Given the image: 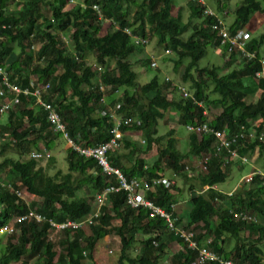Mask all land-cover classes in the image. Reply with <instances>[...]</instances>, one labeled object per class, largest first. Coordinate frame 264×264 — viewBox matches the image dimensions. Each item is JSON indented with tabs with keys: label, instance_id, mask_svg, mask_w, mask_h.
Returning <instances> with one entry per match:
<instances>
[{
	"label": "trees",
	"instance_id": "16d2710c",
	"mask_svg": "<svg viewBox=\"0 0 264 264\" xmlns=\"http://www.w3.org/2000/svg\"><path fill=\"white\" fill-rule=\"evenodd\" d=\"M68 1L0 0V62H6L11 69V80L27 83L29 73L33 72L39 73L38 82L49 81L42 97L55 105L70 136L84 145L98 144L110 136L113 120L109 111L103 110H107L111 96L123 87L121 95L112 98L111 104L119 101L116 112L132 115L140 122L134 120L130 124H121L123 137L119 146L131 148L127 153H119V147L111 150L110 162L129 177L156 176L162 164L167 166L175 182L169 186L158 184L146 195L172 210L170 204L177 202L175 189H180L176 177L186 179L193 166L192 158L208 155L207 168H198L201 171L198 174L200 187L190 185L185 204L187 213L183 209L181 212L172 210L177 217L175 224L185 228L191 226L199 245H206L238 264H264L260 246L264 239L261 174L255 173L250 183L243 182L231 194L217 189L214 185L229 175L233 159L241 167L244 165L239 157H232L225 147L218 148L219 140L212 133L188 131L186 152L178 146L175 127L158 133L159 121L166 122L175 111L178 124L185 128L189 123L209 121L227 134L240 131L241 125L245 127L244 132L252 128L256 134L264 132V78L254 75L260 67L264 30L247 42V48L254 51L255 56L240 57L235 52L227 53L219 45L217 31L211 28L215 16L204 14L203 7L193 0H186L189 20L192 17L200 20L191 26L192 30L186 37L183 34L190 27V21L184 22L179 11L172 13L173 0H140L138 3L133 0L138 8L130 19L127 15L131 0H77L65 8ZM11 2L17 7H12ZM93 4L98 5L99 11ZM222 6L220 1L217 2V10ZM256 12L264 16V0H241L234 9V20L229 24L231 31L249 26ZM123 26H130L133 32L146 36L147 29L152 31L158 43L177 52L178 58L174 60L176 70L178 64L187 59L181 76L184 81H190L193 91L185 88L193 97L180 94L179 84L174 85L179 95L168 97L164 90L171 83L169 77L160 82L158 75L154 74L145 82L137 80L133 64L142 45L136 44L123 31ZM63 35L70 37L69 44ZM36 41L39 45L35 48L33 44ZM208 42L221 47L222 54L228 56L224 64H231L236 58L242 60L241 64L222 72L214 64L198 66ZM88 51L93 53L94 62L104 66L101 73L95 71L92 62L86 61ZM109 56L115 58L112 64L107 63ZM148 59V55L140 58L141 62ZM192 69L196 71L195 75ZM100 81L110 85L105 93L108 95L105 102L101 101L104 92L98 87ZM209 85L216 96L210 97L206 92ZM256 89H259L256 99L246 100L248 94ZM33 101L32 95L20 94L19 101L6 110L5 121H0V156L7 148L17 154L3 155L0 159V225L32 208L57 221L81 217L92 210L93 190L101 189L109 180L108 174L102 171L94 158L82 156L71 147L66 148L67 171L57 168L50 173L48 164L43 165L41 158L27 155L29 150L40 147L39 141L49 149L54 144L45 111ZM196 101H201L202 105ZM204 107L207 114L202 112ZM212 108L219 110L216 112ZM2 113L0 111V117ZM133 132H140L143 136L142 143L145 144L141 143L142 147L127 136ZM6 134L10 136L7 140ZM153 144L156 145V153L151 158L144 157L143 153L148 152ZM235 148L239 154H250L258 149L264 169V135L261 139L256 137L252 140L247 135L239 137L230 146V149ZM122 154L132 156L129 164L123 162ZM187 156L192 159V164L186 161ZM48 159L52 163L54 156L50 155ZM7 178L11 187L3 181ZM205 184L208 188L200 192ZM16 190L34 194L38 201L28 203ZM242 214L250 218H243ZM210 219L214 220L213 225H199L201 221ZM90 226L95 233L93 237L86 233L84 227L56 230L48 220L42 223L34 219L22 220L16 224L14 232L5 234L0 264H15L26 253L36 254L34 264H104L95 259L93 251L97 240L105 235L119 237L116 264H158L173 241L182 248L168 255L166 264H192L197 254V250L188 247L179 233L167 228L163 217L150 216L144 207H131L122 190L108 194ZM135 242H139V247L133 253L131 248ZM21 263L27 264V261L21 260Z\"/></svg>",
	"mask_w": 264,
	"mask_h": 264
},
{
	"label": "built area",
	"instance_id": "2783aa9c",
	"mask_svg": "<svg viewBox=\"0 0 264 264\" xmlns=\"http://www.w3.org/2000/svg\"><path fill=\"white\" fill-rule=\"evenodd\" d=\"M74 1V0H71ZM197 5H201L203 7V13L206 15L215 16V20L211 22V28L217 31V35L219 37L220 46H223L227 53L235 52L240 57L252 58L255 56V52L247 48V42L251 38L250 31L246 27H240L235 31H231L229 25H227L224 21L225 15L222 13H226L227 11L223 10L225 6H222L221 10H217L212 8L207 0H193ZM93 6L99 11V7L96 4ZM228 7V6H227ZM222 12V13H221ZM101 19L105 20L106 18L99 15ZM115 25H118L117 22H114ZM123 31L129 34L133 41L136 44L147 45L149 42V38L146 35H142L140 33L133 32L130 26H123ZM65 41L67 42L68 37L63 35ZM69 44V43H68ZM166 52H170V49H166ZM150 65L156 66L157 62L154 57H151ZM260 67L254 73L255 77L264 78V55L260 58ZM104 66L102 64H94L95 71L99 74L103 71ZM37 78V77H36ZM36 78H30L27 83H22L21 81L17 82L11 80L10 70L6 65V62H0V111L5 112L10 106L14 105L19 101L20 94H28L33 96V103L41 105V107L45 111V118L50 122L51 127L54 129L56 133H59L68 143L69 147L73 148L80 155L85 157H92L96 160V163L101 166L102 171L108 174V183L103 185V187L99 190L94 191V201L92 204V210L84 214L81 217L77 218H67L61 221H57L53 218H47L41 212L35 209H29L27 212L14 216L10 218L8 221L4 222L0 225V234L12 233L15 231L16 224L25 219H34L38 223H42L44 220H48L50 226L53 229H74L77 227H83L90 224L93 218L98 215L100 212L101 206L105 203L107 196L109 193L124 191L126 202L134 208L144 207L148 209L150 216L159 215L164 218L167 228L169 230L174 231L175 233H179L182 237L183 241L190 248L196 249L197 254L192 264H205L208 262H215L218 264H238L232 258L224 256L222 253L206 246L199 245L197 240L195 239V230L190 227H179L175 224L177 219L176 216L173 215L172 210H176V206L178 202H173L170 204L172 210L166 209L164 206H161L154 202L153 199L148 197L146 194L149 190L155 188L158 184H164V186H169L175 182V179L171 176H165V172L163 170H159V174L152 177H139V176H127L119 166L113 165L109 160V153L113 149H117L119 147V141L123 137V132L120 129L121 124H130L134 120L139 123L140 119H136V117L132 115H125L122 113L116 112V108L120 106V102L117 101L112 106H107V110L104 109L103 112L109 111V115L112 117L113 123L109 128L110 136L103 142H100L95 145H84L82 143L77 142L72 136H70L69 131L67 130L65 121L61 118L57 108L55 105L49 101L45 100L42 97V91L49 87V81L45 83L38 82ZM179 92L183 96H192L191 92H189L185 86L178 85ZM98 87L104 94L101 97V101H106L105 93L110 88L109 84L99 82ZM198 104H201V101H196ZM203 114H207V108L204 107L202 110ZM188 131L191 132H205L212 133L218 138L220 147H225L232 155V157H239L242 163H246L249 160V156L252 153H244L239 154L235 149H230L232 143L236 142L239 137H245L247 135L250 140L258 137L262 138L264 135L263 131H260L259 134L255 133V130L249 129L247 132H244L245 127L241 125L240 131H234L229 134L225 133L223 129H219L210 124L209 121H203L200 123H189L186 125ZM144 142V138L141 140ZM31 157L35 158H48L51 155V151L49 148L45 146L43 143L42 146L38 149H32L29 152ZM208 155H202L198 157V161H194L193 164L202 170L207 168ZM164 165H161V169ZM255 173L261 174V184L264 185V169H251L249 172L242 174L238 180L237 187H240L243 182L250 183L253 179ZM111 178L113 180L111 181ZM7 186H11V183H7ZM208 188V185H203L199 191L202 192L204 189ZM234 190V189H233ZM233 190L228 191V193H232ZM174 191V190H172ZM16 193L20 196H23V193L20 190H16ZM243 218L248 217L249 215L242 214ZM209 239H207L208 241Z\"/></svg>",
	"mask_w": 264,
	"mask_h": 264
},
{
	"label": "rangeland",
	"instance_id": "374dc122",
	"mask_svg": "<svg viewBox=\"0 0 264 264\" xmlns=\"http://www.w3.org/2000/svg\"><path fill=\"white\" fill-rule=\"evenodd\" d=\"M77 0L71 1L69 0L65 6V8H69L72 3H75ZM136 3H138L140 0H135ZM220 1V6L223 4L225 11H227L226 13H222L225 15V17L223 18L225 23L227 25L231 24V22L234 20V9L236 8V6L238 4H240L241 0H207V3L212 7L217 9L216 4L217 2ZM81 2V1H80ZM136 3L133 2V0H131L129 2L128 5V15H127V19H130L133 15V13L135 12V10L138 8ZM225 3V5H224ZM12 7H17V4H15L14 2L9 3ZM173 8H172V13L176 14L177 11H179L180 14V18L185 22V21H190V27L187 29L186 32H184L183 37H186L190 31L192 30V25L194 23H197L200 18L198 17H192L189 20V15H190V10L187 6L186 0H173ZM228 6V7H227ZM44 12H48L47 9L43 8ZM264 16L262 13L260 12H256L251 20V22L248 25H245L246 28L250 31V35L252 36H258L263 30H264ZM118 24V23H117ZM119 25V24H118ZM117 25V26H118ZM148 26V25H147ZM149 27V26H148ZM148 35L147 37L149 38V42L147 43V45H142L141 49L142 50H137L136 52V62L133 64V68L136 70L137 72V80L139 82H145L147 80H149L154 74H157L159 77V81H163L164 79H166V77H169V80L171 81V83L167 86V88L164 90V93L168 96V97H172L174 95H179L177 89L174 87L175 84H180L182 86H185L189 91H193V89L190 87V81L186 80L184 81L182 79V71L184 69V65H186L187 59H183L182 63L178 64L177 70L175 69L174 66V60L176 58H178V54L176 51L170 49V52H166V48L158 43L156 36L154 35V33H152V31L148 30ZM65 34V33H64ZM68 34V32L66 33V35ZM68 41L66 42V44L70 43V37L68 36ZM34 47L36 48L39 45V42L36 41L34 42ZM260 52H262V55H264V42L262 43V45L260 46ZM148 55L150 56V60L152 59L151 57H154V59L156 60V66H151L150 65V60H146L144 62H141L140 58H142V56ZM86 61H88L89 63L92 62L93 66L96 62H94V56L93 53L91 51H88L86 53ZM139 57V58H138ZM227 55L222 54V48L221 47H217L215 46L213 43L208 42V44H206V53L199 59L198 62V66H203V65H217L220 68V71L222 72L223 70H228L234 66L240 65L242 60L239 58H236L231 64H224L225 60L227 59ZM115 60V58L113 56H109L107 58V63H113ZM138 60V61H137ZM191 72L193 73V75L196 74V71L194 69L191 70ZM10 74H11V69H10ZM39 75V73H33L30 72L29 73V79L30 78H36ZM123 87L119 88V91H117L115 94H110L112 95L110 100H108V105L107 106H112V98H114L115 96H119L121 95L122 91H123ZM130 90H132V87H129ZM153 91L150 92V94ZM206 92L209 94L210 97H214L216 96L215 93H213L211 91V86L209 85L208 87H206ZM259 94V89H256V91L251 92L250 94H248V96L246 97V100L250 101V100H255L256 97ZM108 99V95H105ZM213 111H218L219 109L216 108H212ZM208 111V110H207ZM176 111L175 112H171V114L168 116V120L166 122L163 121H159V125H158V133H163L164 131H166L169 127H175L177 129V137H178V146L179 148L183 151L186 152V135L188 130L183 126L178 124L177 120H176ZM6 114L7 112L5 111L4 113H2L1 117H0V121L4 122L6 119ZM259 120L261 119V117L258 118ZM52 129V133L54 136V144L53 147L50 149L51 151V155L54 156V161L51 163L49 161L48 158H41L40 162L43 165H47V170L50 173H53L57 168H60L62 171H67L68 170V162L66 159V148L69 147L68 143L66 142V140L59 135L58 133H56L54 131V129L51 127ZM7 137L5 138V140H7L8 138H10V136L8 134H6ZM127 136L130 138V140L134 141L137 143L138 146L142 147V139L143 136L141 135L140 132H133L130 134H127ZM2 141V140H1ZM4 141V139H3ZM142 143V144H141ZM39 144L42 146V142L39 141ZM145 144V143H144ZM143 144V145H144ZM131 147H125V146H119V148L117 149V151L119 153H127L128 150ZM32 150V149H31ZM28 151L29 152L31 151ZM157 151L156 149V145L153 144V146L151 147V149L146 152L143 153L144 157L147 158H151V155L155 154ZM138 154L140 153V151L137 152ZM137 153H135L134 155H136ZM253 157H251V155L249 156V160L244 163V165L241 167L240 164L233 159V163H232V167H231V171L229 173V175L226 177V179L222 182H219V184H215L214 186L217 189H221L223 191H228V190H233L238 183V180L241 176V174H245L247 173V171H249L252 166L256 167L257 169L262 168V159L259 157L258 155V149L253 150ZM6 155H17L16 153H14L12 151L11 148H7L4 153L1 154L0 159ZM132 156H125L122 154V160L125 164H129L130 160H131ZM198 157L199 156H194L192 159L188 158V156L186 157V161H190V163L192 164V162L194 161H198ZM192 160V162H191ZM189 163V162H188ZM197 164V162H196ZM196 164L190 168V171L188 172V176L186 177V179H184L183 177H176V183L177 186L180 188L179 190L175 189V194H176V200H177V206H176V210L180 211L183 209L185 210V213H187L188 208L186 207V201L189 198V189H190V185H193L194 187L198 188L200 186H198V174L201 173L200 170H198V167L196 166ZM164 165V164H162ZM241 168H240V167ZM161 170H163L165 172V176H170L171 175V171L168 169L167 166H164ZM8 179V178H7ZM16 178H14L15 180ZM7 183H10L9 179L8 180H3ZM11 187V186H9ZM86 190V189H85ZM84 190V191H85ZM83 191V192H84ZM81 192V191H80ZM79 192V193H80ZM23 197L27 198L26 200L28 201V203H31L33 201H38V197L34 194L28 193V192H24L23 193ZM34 209V208H32ZM207 224L213 225L214 224V220L210 219L209 221H201L199 223L200 226L206 227ZM86 233L87 234H91L92 237L95 235V233L93 232V230L91 229L90 224H88L87 226H83ZM190 227V226H188ZM5 234H0V252L3 250L4 248V242H5ZM14 243L17 244V240L16 238L13 239ZM233 239L230 241V243L228 244V246H230V244H232ZM260 246L263 249V261H264V239L260 242ZM138 247H139V242H135V244L133 245V247L131 248V251L133 253H135L136 251H138ZM119 248H120V243H119V237L117 235H109V236H104L103 238L97 240V242L95 243V248L93 251L94 257L97 261H100L104 264H116L117 263V258L119 255ZM181 245L179 243H177L176 241L170 242L169 246L167 248V253L164 255V257L161 258V260L159 261L158 264H166V260L165 258L168 255H171L173 252H177L181 249ZM36 259V254H31V253H26L24 255L21 256V258L17 261H15V264H22L21 260H25L27 261V264H34Z\"/></svg>",
	"mask_w": 264,
	"mask_h": 264
},
{
	"label": "crops",
	"instance_id": "0c3cea01",
	"mask_svg": "<svg viewBox=\"0 0 264 264\" xmlns=\"http://www.w3.org/2000/svg\"><path fill=\"white\" fill-rule=\"evenodd\" d=\"M253 154H254V153H253ZM253 154H252V156H251V157H253ZM253 168H254V167L252 166V168H251V169H253ZM251 169H250V170H251ZM250 170H249V171H250ZM249 171H247V172H249ZM243 174H244V173H243ZM241 175H242V174H241ZM93 193H94V190H93ZM24 198H25V197H24ZM25 199H27V198H25ZM93 201H94V200H93ZM105 236H106V235H105ZM107 236H109V235H107Z\"/></svg>",
	"mask_w": 264,
	"mask_h": 264
},
{
	"label": "clouds",
	"instance_id": "9594fccd",
	"mask_svg": "<svg viewBox=\"0 0 264 264\" xmlns=\"http://www.w3.org/2000/svg\"><path fill=\"white\" fill-rule=\"evenodd\" d=\"M236 189V187L234 188V190ZM228 191H230V190H228Z\"/></svg>",
	"mask_w": 264,
	"mask_h": 264
}]
</instances>
